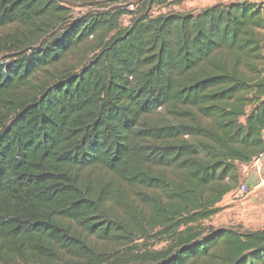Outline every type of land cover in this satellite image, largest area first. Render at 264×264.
Returning <instances> with one entry per match:
<instances>
[{"label":"trees","instance_id":"obj_1","mask_svg":"<svg viewBox=\"0 0 264 264\" xmlns=\"http://www.w3.org/2000/svg\"><path fill=\"white\" fill-rule=\"evenodd\" d=\"M174 1L0 0V264H264L206 223L264 149V3Z\"/></svg>","mask_w":264,"mask_h":264},{"label":"rangeland","instance_id":"obj_2","mask_svg":"<svg viewBox=\"0 0 264 264\" xmlns=\"http://www.w3.org/2000/svg\"><path fill=\"white\" fill-rule=\"evenodd\" d=\"M56 3L63 5L67 12L68 16L71 18L78 17L88 13V11L93 9L108 10L114 8H130L132 9L134 4H137L139 0H128V1H99L95 6H91L90 3L86 0H55ZM236 0H176L174 3H170L164 7H156L155 13L159 12H194L197 13L206 6H210L216 3H230ZM129 17H124L122 23L124 25L128 24ZM14 32L13 27H0V60L5 58L12 50L8 49L10 45H13L11 37H8L7 34ZM84 50H81L77 53L76 58L72 59V62H78V59L83 55ZM81 59V57H80ZM257 171V170H256ZM253 170L249 176H245L241 172L242 179H245L247 184L250 187L249 192L241 197L236 194V189L228 194L221 203L223 210L207 220V224H212L215 227L221 226H232V225H243L245 228L250 229H259L264 228V185H259L260 176ZM264 171V166H263ZM242 181V180H241ZM262 186V187H259ZM156 240V239H155ZM142 241V240H140ZM157 242V243H156ZM154 242L150 239L147 241V245L155 244L156 248H161L164 243H159L157 240ZM153 247V246H152Z\"/></svg>","mask_w":264,"mask_h":264},{"label":"built area","instance_id":"obj_3","mask_svg":"<svg viewBox=\"0 0 264 264\" xmlns=\"http://www.w3.org/2000/svg\"><path fill=\"white\" fill-rule=\"evenodd\" d=\"M263 162H264V149L250 163H241L239 166L241 172L245 176H249L250 173L253 170L258 169ZM260 184L264 185V176H262ZM249 190H250L249 185L247 184L245 179H242V181H240L238 187L236 188V194L243 197L249 192Z\"/></svg>","mask_w":264,"mask_h":264},{"label":"crops","instance_id":"obj_4","mask_svg":"<svg viewBox=\"0 0 264 264\" xmlns=\"http://www.w3.org/2000/svg\"><path fill=\"white\" fill-rule=\"evenodd\" d=\"M253 1H256V2H263L264 3V0H253ZM263 166H264V162L262 163V165L258 168V169H255V171L259 174L260 176V180L262 178V176H264V171H263ZM249 184V183H248ZM260 185V183H259ZM259 187H262V186H259ZM228 196V195H227Z\"/></svg>","mask_w":264,"mask_h":264}]
</instances>
